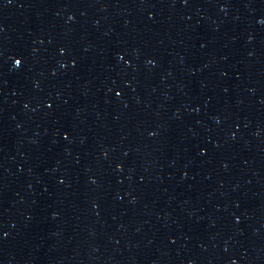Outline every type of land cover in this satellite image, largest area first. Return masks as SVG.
<instances>
[{
	"label": "water",
	"instance_id": "95a60500",
	"mask_svg": "<svg viewBox=\"0 0 264 264\" xmlns=\"http://www.w3.org/2000/svg\"><path fill=\"white\" fill-rule=\"evenodd\" d=\"M0 264H264V0H0Z\"/></svg>",
	"mask_w": 264,
	"mask_h": 264
}]
</instances>
